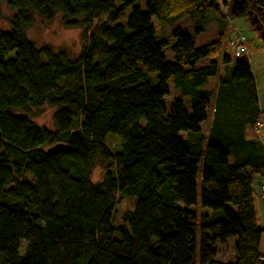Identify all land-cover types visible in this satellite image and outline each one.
Instances as JSON below:
<instances>
[{"label": "trees", "instance_id": "16d2710c", "mask_svg": "<svg viewBox=\"0 0 264 264\" xmlns=\"http://www.w3.org/2000/svg\"><path fill=\"white\" fill-rule=\"evenodd\" d=\"M0 1L14 12L0 27V264H218L215 245L232 238L229 264H264L254 192L264 156L238 151L248 144L243 136L228 144V120L217 136L200 128L213 77L223 101L249 98L246 117L254 128L261 119L248 51L237 61L224 57L233 64L225 79L216 61L198 67L222 54V38L197 48L177 27L169 63L152 25L220 12L226 0H145V12L135 6L140 0ZM130 8L127 22L94 28ZM229 9L264 43V0H233ZM58 15L65 28L83 30L76 58L38 50L26 37L35 16L50 22ZM146 72L157 75V85ZM171 79L190 110L175 100L166 111ZM45 105L55 109L53 132L28 116ZM108 134L123 140L120 154L105 144ZM96 166L99 183L91 179ZM198 189L201 206L222 218L185 209L196 205ZM124 196L137 202L114 226Z\"/></svg>", "mask_w": 264, "mask_h": 264}, {"label": "rangeland", "instance_id": "374dc122", "mask_svg": "<svg viewBox=\"0 0 264 264\" xmlns=\"http://www.w3.org/2000/svg\"><path fill=\"white\" fill-rule=\"evenodd\" d=\"M226 1L229 3V6L224 7L223 5H220V12L214 10H208L206 12L202 11L200 13L198 12L194 16L184 17L173 24H166L153 19L152 25L156 32L157 40L167 44V46L163 48V56L167 62L174 63V54L171 48L175 44V39L172 36V32L175 28L180 27L183 29L184 33L190 37L197 48L212 44L222 38V54L213 59L208 58L201 61L198 64V67L206 66L211 61H216L220 64V66H222L225 56L230 57L232 60L230 43L235 39L237 34H241L247 40V56L251 62L253 75L255 77L254 79L256 83L257 95L261 100L264 101V43L258 39L256 33L251 29L245 19L233 18L232 13H228V9L232 8L233 6V0ZM135 6L140 8L142 12L146 11L145 0H140ZM131 11L132 8L128 9L124 16L119 20H114L109 17H102L94 21V28L101 24L124 23L125 20L127 22ZM13 14L14 12L11 10L8 3L5 1H0V27H6ZM26 37L38 50L49 48L54 53L64 51L73 58H76L80 55L84 41L83 30L76 28H65L61 15H58V17L50 22L45 21L39 16H35L34 23L26 31ZM220 75H222L221 70ZM228 76L229 73L225 71L222 77L226 79ZM219 79V77L210 78L207 85V90H213V93L212 99L210 100V107L207 110L208 120L203 122L200 126L202 134L206 136L213 130V136H217V134L221 131L220 124H222V119L228 120L230 129V133L227 137L228 144L229 142L236 141L239 136H243L248 144L246 146L239 147L238 151L241 153L244 151H253L256 154L258 153L264 156V127L256 130L249 122V118L245 115L246 112H252L254 103L253 105H250L248 103L249 98L244 97L236 102L223 101L222 97L219 95V86L214 88V83L219 81ZM146 80L152 85L158 84V78L156 74L146 72ZM168 87L169 95L163 100L166 111L169 112L170 106L175 100H181L185 108L190 110L188 98L183 97L179 90L175 89L173 79L168 81ZM54 114L55 109L51 106L45 105L37 109L31 108L28 116L38 127L46 128L47 130L53 132L55 131ZM261 120L262 118L259 121ZM184 136L185 133H182L181 138L183 139ZM105 144L113 154L117 155L121 153L123 140L117 135L108 134L105 139ZM229 150V161L233 162L234 150H236V148H234L233 145H230ZM198 169L201 171V165L198 167ZM101 178L102 169L100 166H96L92 173V182L99 183ZM136 202V197L124 196L123 199L120 200V203L117 204L113 215L114 226L123 224L122 215L124 211L131 208L133 209ZM185 209L195 213L198 218L203 216H207L215 220L222 218L221 212H213L201 206V196L199 189L196 205L185 207ZM260 209L261 223L259 226L264 231V206L262 204H260ZM199 223L200 221H198L196 231L198 246ZM235 242L236 239L232 238L227 240L225 244L217 243L215 245V249L218 254L214 262L218 264H229L233 262L235 258ZM260 249L264 255V232L262 234V243Z\"/></svg>", "mask_w": 264, "mask_h": 264}, {"label": "built area", "instance_id": "2783aa9c", "mask_svg": "<svg viewBox=\"0 0 264 264\" xmlns=\"http://www.w3.org/2000/svg\"><path fill=\"white\" fill-rule=\"evenodd\" d=\"M211 2H216V0H211ZM230 46H231V55L233 61H237L247 54L248 51L247 40L241 34H237L235 39L231 41ZM263 127H264V123L261 120L256 124L255 129L259 130ZM259 198L261 199L262 202H264V180L260 187Z\"/></svg>", "mask_w": 264, "mask_h": 264}, {"label": "crops", "instance_id": "0c3cea01", "mask_svg": "<svg viewBox=\"0 0 264 264\" xmlns=\"http://www.w3.org/2000/svg\"><path fill=\"white\" fill-rule=\"evenodd\" d=\"M250 65H251V62H250ZM220 69L222 72V75H220V76H223L225 71L230 74L232 69H233V64L232 63H229V64H223L222 63V66ZM251 69H252V66H251ZM252 73H253V70H252ZM216 87H218V81L216 83H214V88H216ZM257 107H258V110L260 112V117L262 118V121L264 122V101L261 100L259 97H258ZM263 180H264V177L259 176L256 178L255 184H254V192L256 195V207H257V212H258L259 225L261 223L260 204H262L264 206V202H262L261 199L259 198L260 187L262 185ZM261 243H262V240H261ZM260 248H261V245H260ZM260 252H261V249H260ZM261 254H263V253L261 252Z\"/></svg>", "mask_w": 264, "mask_h": 264}]
</instances>
